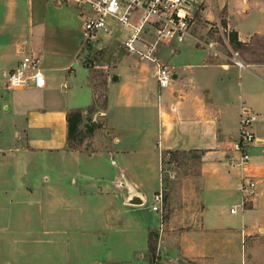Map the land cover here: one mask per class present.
I'll list each match as a JSON object with an SVG mask.
<instances>
[{
	"label": "crops",
	"instance_id": "1",
	"mask_svg": "<svg viewBox=\"0 0 264 264\" xmlns=\"http://www.w3.org/2000/svg\"><path fill=\"white\" fill-rule=\"evenodd\" d=\"M188 2L208 19L223 18L247 69L218 62L192 41L172 43L159 49L173 72L168 87H158L151 62L124 54L98 96L77 59L81 36L73 44L44 41L35 34L44 23L31 17L24 49L41 55L46 85H0V98L10 91L21 116L13 132L0 127V264H150L153 229L169 239L157 246L167 257L158 253L153 264H264L256 245L264 241V0ZM21 56L13 41L0 44V69ZM243 109L258 116L256 140L247 169H230ZM72 111L92 112L89 149L70 146ZM189 150L199 152L200 174L183 199L198 207L188 217L172 214L166 229L162 203L151 208L162 192V154ZM156 170L158 190H151L148 173ZM249 178L254 186L241 191ZM124 181L142 194V205L126 203Z\"/></svg>",
	"mask_w": 264,
	"mask_h": 264
},
{
	"label": "rangeland",
	"instance_id": "2",
	"mask_svg": "<svg viewBox=\"0 0 264 264\" xmlns=\"http://www.w3.org/2000/svg\"><path fill=\"white\" fill-rule=\"evenodd\" d=\"M76 7L71 1L68 0H0V44H10L13 41L17 45V51L19 48L30 47L28 39L31 35L30 22L31 17H34L35 21H42L44 26L40 30H36L35 34L44 41L48 40L54 44L58 42H73L80 38V25L81 19L76 15ZM195 10V25L193 28V33L195 39L193 43H211L213 48L209 49L212 52L209 54L211 57L218 62L225 63V61H230L233 50L235 48V41H233L231 31L223 23V18L220 15L215 16L213 19H208L200 11V5H194ZM45 12V16L42 12ZM219 19L221 23L227 27L230 35L229 45L222 44L221 38L215 34L214 28L210 25L216 23ZM218 41V43L210 40V37ZM186 42H190L187 40ZM81 39L79 41V47ZM203 47L204 44H201ZM196 46V45H195ZM81 54L78 53L77 59L80 60L90 71V79H92V84L95 86L98 96L103 94V84L105 78L110 74V69L115 64L116 60L125 54L124 50L115 42H99L90 43L88 45H82ZM238 50L237 48H235ZM241 57V56H240ZM243 61V60H242ZM231 62V61H230ZM244 62V61H243ZM246 63V62H244ZM248 64V63H247ZM1 70V69H0ZM0 85L4 86L3 80L0 76ZM4 97L0 98V127H3V131L9 133L13 132L11 130V125L13 121L21 118L20 113L16 111L14 101H9L10 91L5 92L2 90ZM34 92H30L29 96H33ZM12 99V98H11ZM2 100L7 101L8 109L2 110L1 103ZM18 109H22L16 105ZM91 111V110H89ZM92 112L83 116L80 114L79 122L76 126L75 136L70 139V146L74 148H86L89 149L88 137L91 134L93 125L90 123V117ZM163 152L162 154V167H161V178H162V219L168 224L165 226L167 229L171 226L173 221L172 214H186L187 217L189 213H193L198 207L196 204L191 202H184V197L192 196L193 189H195V182L199 177V152L197 151H174ZM50 167H56V161H49ZM157 170L148 173L152 177L149 178V185L151 190H158V181L155 175ZM148 179V178H147ZM153 202V197L151 195L147 196L146 205H150ZM175 221V220H174ZM175 225V223H174ZM174 227V226H173ZM149 238L150 246H158L160 243H169V239L159 235V231L153 229L150 233ZM165 240V241H164ZM165 244V245H166ZM260 249L258 256H264V241L263 243L256 244ZM255 245V246H256ZM159 253V259L166 258L167 255L160 251H155V253H148V258L153 264L157 262Z\"/></svg>",
	"mask_w": 264,
	"mask_h": 264
},
{
	"label": "built area",
	"instance_id": "3",
	"mask_svg": "<svg viewBox=\"0 0 264 264\" xmlns=\"http://www.w3.org/2000/svg\"><path fill=\"white\" fill-rule=\"evenodd\" d=\"M76 7L81 19V43L88 45L99 42H115L127 55H134L139 60L153 64L151 74L155 77L159 88H166L173 79V72L159 55L162 45L182 44L195 39L194 8L188 0H68ZM214 33L221 38L222 44L229 45L230 33L219 19L210 25ZM210 37V40L216 42ZM218 43V41L216 42ZM201 44H204L203 47ZM196 47L212 52L211 43H195ZM81 47L79 53L81 54ZM22 54L16 66L1 69L0 76L8 88L20 89L32 87L41 89L46 85V79L41 69V55L31 50L19 48ZM230 61L223 64L235 65L239 69H247L250 65L244 63L239 51L234 48ZM257 114L243 109L240 113L237 128V139L233 142L232 151L227 166L230 169L246 170L250 160L248 148L256 140L252 127L257 121ZM168 155L170 153H167ZM162 167V166H161ZM254 186L251 178L240 184L241 191ZM163 195L159 191L154 195L156 204L152 210H158L157 203H162ZM235 212V207L230 208ZM157 250V249H156Z\"/></svg>",
	"mask_w": 264,
	"mask_h": 264
},
{
	"label": "trees",
	"instance_id": "4",
	"mask_svg": "<svg viewBox=\"0 0 264 264\" xmlns=\"http://www.w3.org/2000/svg\"><path fill=\"white\" fill-rule=\"evenodd\" d=\"M231 35H232L233 41H235V43H234L235 48H237L236 37L232 33H231ZM79 119H80V113L79 112L72 111V112H69L67 114L66 121H67V138H68V140L72 139V137L75 136L74 134H75L76 126L79 122ZM169 152H174V151H168V153ZM156 249H157L156 246H150V252L151 253H155Z\"/></svg>",
	"mask_w": 264,
	"mask_h": 264
},
{
	"label": "water",
	"instance_id": "5",
	"mask_svg": "<svg viewBox=\"0 0 264 264\" xmlns=\"http://www.w3.org/2000/svg\"><path fill=\"white\" fill-rule=\"evenodd\" d=\"M113 80L117 79V75H113L112 77ZM101 114V113H99ZM96 120L95 118L93 119V123H95ZM121 185L124 186L127 198H126V203L130 205H142L144 203V198L142 194L137 190L136 187H134L131 183L129 182H121Z\"/></svg>",
	"mask_w": 264,
	"mask_h": 264
}]
</instances>
